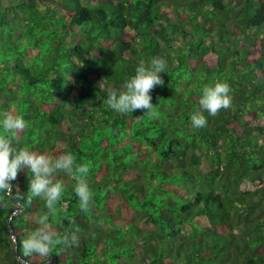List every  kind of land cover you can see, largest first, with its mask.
Returning a JSON list of instances; mask_svg holds the SVG:
<instances>
[{"label":"trees","instance_id":"16d2710c","mask_svg":"<svg viewBox=\"0 0 264 264\" xmlns=\"http://www.w3.org/2000/svg\"><path fill=\"white\" fill-rule=\"evenodd\" d=\"M167 60L155 115L107 104L137 63ZM228 109L203 115L205 86ZM23 117L16 147L86 164L88 211L74 176L52 230L79 237L23 255L44 202L0 194V264H264V0H0V119ZM0 134L3 129L0 128ZM27 169L13 181L26 193ZM12 229V233L10 232Z\"/></svg>","mask_w":264,"mask_h":264},{"label":"clouds","instance_id":"9594fccd","mask_svg":"<svg viewBox=\"0 0 264 264\" xmlns=\"http://www.w3.org/2000/svg\"><path fill=\"white\" fill-rule=\"evenodd\" d=\"M167 60L155 56L146 62L141 59L131 75L123 83V91H110L107 97L108 106L116 113L129 114L141 109L144 114L154 116L155 108L152 103L151 92L157 86H164L162 73H167ZM230 88L227 83L216 82L214 85L205 86L199 98L202 111L195 112L191 116L193 128H202L207 124L203 112L209 116H215L221 109L231 106L232 98L229 95ZM26 121L19 115L4 113L0 119V128L4 134H0V194H5L19 204L21 201L31 203L33 199L44 202V209L34 216L35 227L26 233L18 241L25 257L33 254L46 256L53 247L60 243L79 245V237L73 233L69 239L53 231L50 217L56 214V206L60 201L64 186L62 181L54 179L58 172L74 176L76 185L74 193L79 201L80 208L88 211L93 199L92 191L86 181L89 167L86 164L77 163L72 152L64 151L58 155L36 152L28 148H18V137L26 127ZM27 169L29 178L26 193L18 192L15 195L13 181L18 173ZM5 202L0 201V207ZM15 240L16 238L13 237Z\"/></svg>","mask_w":264,"mask_h":264},{"label":"water","instance_id":"95a60500","mask_svg":"<svg viewBox=\"0 0 264 264\" xmlns=\"http://www.w3.org/2000/svg\"><path fill=\"white\" fill-rule=\"evenodd\" d=\"M10 232L12 233V229L10 228ZM13 234H12V239H13ZM14 255L16 260L20 263V264H29L28 262L24 261L23 259H21L17 253V245H16V240H14ZM45 264H58L57 261V257L56 256H52Z\"/></svg>","mask_w":264,"mask_h":264}]
</instances>
